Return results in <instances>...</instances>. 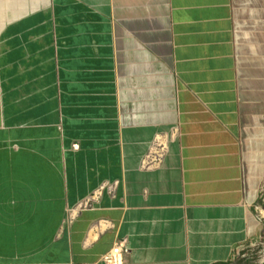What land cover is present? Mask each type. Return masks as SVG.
Here are the masks:
<instances>
[{"label": "crops", "instance_id": "obj_1", "mask_svg": "<svg viewBox=\"0 0 264 264\" xmlns=\"http://www.w3.org/2000/svg\"><path fill=\"white\" fill-rule=\"evenodd\" d=\"M263 182L264 0H0V264H233Z\"/></svg>", "mask_w": 264, "mask_h": 264}, {"label": "built area", "instance_id": "obj_2", "mask_svg": "<svg viewBox=\"0 0 264 264\" xmlns=\"http://www.w3.org/2000/svg\"><path fill=\"white\" fill-rule=\"evenodd\" d=\"M73 148H78V144H73ZM166 148L167 147L164 142H154L145 157L142 159L141 167L150 169L160 166L166 152ZM103 186H105V184L102 185V187ZM102 187L98 189V192H100ZM89 202L90 198L86 201V203L89 204ZM129 251L130 248L127 245L126 239H117L111 248L101 255V261L104 264H129L128 260L126 259Z\"/></svg>", "mask_w": 264, "mask_h": 264}, {"label": "rangeland", "instance_id": "obj_3", "mask_svg": "<svg viewBox=\"0 0 264 264\" xmlns=\"http://www.w3.org/2000/svg\"><path fill=\"white\" fill-rule=\"evenodd\" d=\"M81 206H88V203L85 201ZM254 210L260 222V231L235 253L233 264H264V182ZM244 258L247 260L244 261Z\"/></svg>", "mask_w": 264, "mask_h": 264}]
</instances>
